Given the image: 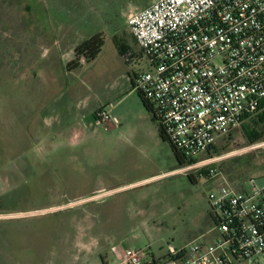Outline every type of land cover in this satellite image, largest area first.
I'll use <instances>...</instances> for the list:
<instances>
[{
  "label": "rangeland",
  "instance_id": "obj_1",
  "mask_svg": "<svg viewBox=\"0 0 264 264\" xmlns=\"http://www.w3.org/2000/svg\"><path fill=\"white\" fill-rule=\"evenodd\" d=\"M22 1L0 0V264H122L120 247H148L158 258L168 245L210 241L215 183L197 170L174 171L183 165L127 75L102 70L119 55L132 71L146 66L128 57L139 48L126 18L154 0H90V23L69 35L96 27L104 43L96 60L73 71L59 66L52 45L53 33L62 39L58 25L39 1ZM99 88L119 123H98L74 141L59 134L89 118L78 99L92 102ZM260 142L240 125L217 140L216 167L234 184H264V145L250 147Z\"/></svg>",
  "mask_w": 264,
  "mask_h": 264
},
{
  "label": "built area",
  "instance_id": "obj_2",
  "mask_svg": "<svg viewBox=\"0 0 264 264\" xmlns=\"http://www.w3.org/2000/svg\"><path fill=\"white\" fill-rule=\"evenodd\" d=\"M126 25L139 48L128 57L146 59L132 72L133 89L173 147L194 160L177 171L197 170L215 183L207 194L215 234L168 245L158 258L148 247H120L122 264L264 262V184H234L215 165L223 156L210 152L264 105V0H154L130 11ZM95 119L119 123L105 110Z\"/></svg>",
  "mask_w": 264,
  "mask_h": 264
},
{
  "label": "crops",
  "instance_id": "obj_3",
  "mask_svg": "<svg viewBox=\"0 0 264 264\" xmlns=\"http://www.w3.org/2000/svg\"><path fill=\"white\" fill-rule=\"evenodd\" d=\"M41 3V7L43 8L45 17L49 18L51 24L58 25V29L61 31L60 37L56 36L58 34H54L52 36V45L55 48V52L58 56L61 57L59 61V66L63 69L66 67V61L63 60L64 58L67 59V62L73 59L74 48L84 40L88 39L94 34L101 33L103 35V31L100 28H93L89 32L81 31L79 34H73L74 36L69 35L70 29L73 28L74 25H84L90 22H86L85 14L87 13L86 9L92 8L91 1L89 0H37ZM20 2V1H19ZM27 0H23L21 3H26ZM35 6V5H34ZM45 9V10H44ZM98 24V22H97ZM123 53V52H122ZM100 54V52H99ZM98 54V55H99ZM98 55L90 61H81L80 65L76 68H82L85 64H89L90 62L96 60ZM118 60L113 61L114 59L106 60L104 63V68L102 70H107L110 72H117L119 68H121L124 72L121 73L119 76H126L128 78V82L132 87V70L129 68V63L119 55ZM75 70V69H74ZM73 71V70H72ZM120 72H122L120 70ZM102 92L99 88V96L94 98L91 102L89 97H83L78 99L80 102V106L84 107L85 109L89 110V118L86 119L82 116L76 117V121L72 124V126L66 128L65 130H59V134L67 136L69 140L74 141L80 134V131H86L88 128L95 127L98 123L96 122L95 116L98 111L105 110L112 114L113 108H106L105 105L109 104L108 98L101 96ZM92 111V114L90 113ZM91 114V115H90ZM176 168L174 171H176Z\"/></svg>",
  "mask_w": 264,
  "mask_h": 264
},
{
  "label": "trees",
  "instance_id": "obj_4",
  "mask_svg": "<svg viewBox=\"0 0 264 264\" xmlns=\"http://www.w3.org/2000/svg\"><path fill=\"white\" fill-rule=\"evenodd\" d=\"M104 40L103 35L101 33L94 34L88 39L84 40L83 42L79 43L74 48L73 59L66 64L67 70H74L76 69L81 61H90L93 60L99 52H101V48L103 46ZM123 52V48H121V53ZM133 88V85H132ZM143 107L146 111L150 114L151 119L155 121L154 116L152 114V109L148 103V101L144 98V96L137 92ZM261 110L255 114L249 115L245 118L244 121L251 118L252 123L247 124L243 122L241 124V128L243 131V136L251 143L257 142L264 138V105L261 106ZM157 132L161 140L168 142L171 147V150L176 158V161L179 165H184L185 163L193 162L194 160L191 159L186 161L182 155L173 147V145L168 141V139L163 134L161 128L157 125ZM217 148L213 147L210 152H216ZM188 178L193 181L192 175H188Z\"/></svg>",
  "mask_w": 264,
  "mask_h": 264
},
{
  "label": "bare ground",
  "instance_id": "obj_5",
  "mask_svg": "<svg viewBox=\"0 0 264 264\" xmlns=\"http://www.w3.org/2000/svg\"><path fill=\"white\" fill-rule=\"evenodd\" d=\"M15 215V214H14Z\"/></svg>",
  "mask_w": 264,
  "mask_h": 264
}]
</instances>
